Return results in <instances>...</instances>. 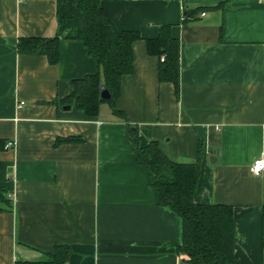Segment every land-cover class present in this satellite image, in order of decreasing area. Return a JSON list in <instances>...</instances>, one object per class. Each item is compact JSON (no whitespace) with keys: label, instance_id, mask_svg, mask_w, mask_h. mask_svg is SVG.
Masks as SVG:
<instances>
[{"label":"crops","instance_id":"crops-1","mask_svg":"<svg viewBox=\"0 0 264 264\" xmlns=\"http://www.w3.org/2000/svg\"><path fill=\"white\" fill-rule=\"evenodd\" d=\"M115 33L137 32L132 72L115 116L59 102L72 82L98 72L83 43L61 40L57 64L17 51L20 38L57 33L55 0H0V264L36 261L66 244V264H188L177 253L181 220L160 205L127 136L154 141L170 161L199 160L198 204L233 209L234 254L264 264V0H101ZM186 13L191 16L186 22ZM204 13V16H202ZM171 27L179 94L158 81L145 40ZM76 138L74 142L57 140ZM200 149V151H199Z\"/></svg>","mask_w":264,"mask_h":264},{"label":"trees","instance_id":"trees-1","mask_svg":"<svg viewBox=\"0 0 264 264\" xmlns=\"http://www.w3.org/2000/svg\"><path fill=\"white\" fill-rule=\"evenodd\" d=\"M57 33L52 38H20L17 51L20 54H40L49 64H57L60 57L61 40H76L83 43L97 63L98 72L72 82L71 95L59 102L61 106H74L87 117H97L101 103L106 102L115 116L123 117L116 109L120 93L121 78L132 72L134 42L141 40L137 32L115 33L109 24L101 0H55ZM191 14L186 13V19ZM147 52L158 58V81L173 84L175 96L179 94L180 45L171 35V27L159 28L155 39L145 40ZM106 89L110 99L104 101L100 93ZM138 165L148 175L149 187L159 194L160 205L174 212L181 220V243L177 253L188 264H243L234 254L236 236L233 209L227 205L198 204L194 193L199 176V158L190 164L170 161L159 150L154 141L141 146L135 126H127ZM76 138L57 140L74 142ZM11 145L0 141V151ZM200 151V149H199ZM10 206V200L0 187V211ZM264 227V215H263ZM66 244H56L51 252L40 260L23 261L16 264H66L71 255Z\"/></svg>","mask_w":264,"mask_h":264},{"label":"built area","instance_id":"built-area-1","mask_svg":"<svg viewBox=\"0 0 264 264\" xmlns=\"http://www.w3.org/2000/svg\"><path fill=\"white\" fill-rule=\"evenodd\" d=\"M202 16H204V13H202ZM7 145H11V143H8ZM264 169V161L259 158L256 159L249 167V171L254 176H259Z\"/></svg>","mask_w":264,"mask_h":264},{"label":"water","instance_id":"water-1","mask_svg":"<svg viewBox=\"0 0 264 264\" xmlns=\"http://www.w3.org/2000/svg\"><path fill=\"white\" fill-rule=\"evenodd\" d=\"M100 98L104 101H107L110 99V95L106 89H103L100 93ZM66 110L69 109V106L64 107Z\"/></svg>","mask_w":264,"mask_h":264}]
</instances>
